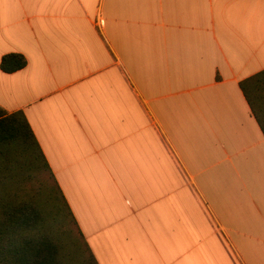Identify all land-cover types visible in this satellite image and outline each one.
Here are the masks:
<instances>
[{
  "label": "crops",
  "instance_id": "1",
  "mask_svg": "<svg viewBox=\"0 0 264 264\" xmlns=\"http://www.w3.org/2000/svg\"><path fill=\"white\" fill-rule=\"evenodd\" d=\"M25 116L97 264H264V0H0ZM257 109L264 120V101Z\"/></svg>",
  "mask_w": 264,
  "mask_h": 264
},
{
  "label": "trees",
  "instance_id": "2",
  "mask_svg": "<svg viewBox=\"0 0 264 264\" xmlns=\"http://www.w3.org/2000/svg\"><path fill=\"white\" fill-rule=\"evenodd\" d=\"M26 65L23 55L2 56L0 70ZM264 133L257 107L264 101V71L239 83ZM17 151L23 161L17 157ZM40 175L43 192L27 189L26 171ZM62 200L66 213L58 206ZM78 237V240L74 237ZM78 241V242H77ZM0 264H97L21 111L0 109Z\"/></svg>",
  "mask_w": 264,
  "mask_h": 264
},
{
  "label": "rangeland",
  "instance_id": "3",
  "mask_svg": "<svg viewBox=\"0 0 264 264\" xmlns=\"http://www.w3.org/2000/svg\"><path fill=\"white\" fill-rule=\"evenodd\" d=\"M17 157L20 161H23V156L19 154L17 151ZM26 176H25V183H26V188L31 190L34 189V191H40L43 192V183H42V178L40 175H36L31 171H26ZM58 206L63 214L66 213V209L62 203V200H58ZM74 237L78 240V237L76 236V233ZM78 242V241H77Z\"/></svg>",
  "mask_w": 264,
  "mask_h": 264
}]
</instances>
